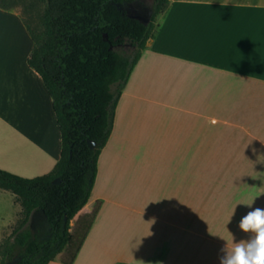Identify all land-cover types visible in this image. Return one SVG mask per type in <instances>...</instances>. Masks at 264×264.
<instances>
[{
	"label": "crops",
	"instance_id": "crops-1",
	"mask_svg": "<svg viewBox=\"0 0 264 264\" xmlns=\"http://www.w3.org/2000/svg\"><path fill=\"white\" fill-rule=\"evenodd\" d=\"M156 22L74 217L72 231L101 202L73 264H220L225 244L249 237L230 203L214 217L221 206L198 176L215 161L264 176V0H169ZM34 45L22 12L0 6V167L28 177L63 151Z\"/></svg>",
	"mask_w": 264,
	"mask_h": 264
},
{
	"label": "trees",
	"instance_id": "trees-1",
	"mask_svg": "<svg viewBox=\"0 0 264 264\" xmlns=\"http://www.w3.org/2000/svg\"><path fill=\"white\" fill-rule=\"evenodd\" d=\"M43 1L38 30L24 18L35 41L29 61L54 98L63 151L42 175L28 177L0 167V187L14 192L23 206L2 264H48L60 253L63 263H74L101 202L73 231L72 219L90 200L120 96L169 0H158L148 22L122 6L133 0ZM0 6L13 8L14 0H0ZM127 41L133 54L116 48ZM36 210L45 215L47 231L32 228Z\"/></svg>",
	"mask_w": 264,
	"mask_h": 264
},
{
	"label": "rangeland",
	"instance_id": "rangeland-1",
	"mask_svg": "<svg viewBox=\"0 0 264 264\" xmlns=\"http://www.w3.org/2000/svg\"><path fill=\"white\" fill-rule=\"evenodd\" d=\"M157 2L158 0H133L122 4V6L130 13L148 22L152 17ZM44 5L43 0H14V6L22 12L24 18L36 30H38L43 21ZM116 48L128 55L134 52V46L130 41ZM238 137L236 136L233 141H238ZM243 163L241 164L240 161H215L214 170H211L213 162H210L209 172L206 174L208 177H204L202 176L203 174L199 173L198 184L200 190L202 188H207L208 191L213 189L214 192L209 193L210 198L208 200H212L221 206L211 211L215 212L213 214L214 217L222 216L223 208L229 203L231 216L235 215V217L245 216L255 208L264 209V194L258 196L251 207L239 203L242 200L251 199L257 193L264 191V176L255 175L254 166H248L246 162ZM201 200H205V198ZM22 209V204L11 196V191L0 189V264H2V259L4 258L3 251L7 242L15 237L13 231ZM225 210L228 212V208ZM190 211L193 212V210ZM76 222V219L73 218L71 229H73ZM30 224L35 232L47 231L49 228L45 215L41 210L33 212ZM62 254L60 253L59 256H62Z\"/></svg>",
	"mask_w": 264,
	"mask_h": 264
},
{
	"label": "clouds",
	"instance_id": "clouds-1",
	"mask_svg": "<svg viewBox=\"0 0 264 264\" xmlns=\"http://www.w3.org/2000/svg\"><path fill=\"white\" fill-rule=\"evenodd\" d=\"M261 194L264 191L239 203L251 207ZM239 228L249 234L248 239L236 241L233 237L230 246L225 244L221 249L224 254L220 257V264H264V209L255 208L248 212L239 222Z\"/></svg>",
	"mask_w": 264,
	"mask_h": 264
},
{
	"label": "water",
	"instance_id": "water-1",
	"mask_svg": "<svg viewBox=\"0 0 264 264\" xmlns=\"http://www.w3.org/2000/svg\"><path fill=\"white\" fill-rule=\"evenodd\" d=\"M105 35L107 36V33H105Z\"/></svg>",
	"mask_w": 264,
	"mask_h": 264
}]
</instances>
